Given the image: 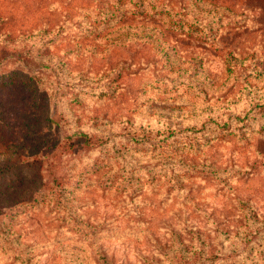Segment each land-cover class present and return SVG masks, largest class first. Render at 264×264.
<instances>
[{"label":"rangeland","instance_id":"obj_1","mask_svg":"<svg viewBox=\"0 0 264 264\" xmlns=\"http://www.w3.org/2000/svg\"><path fill=\"white\" fill-rule=\"evenodd\" d=\"M0 264H264V0H0Z\"/></svg>","mask_w":264,"mask_h":264},{"label":"trees","instance_id":"obj_2","mask_svg":"<svg viewBox=\"0 0 264 264\" xmlns=\"http://www.w3.org/2000/svg\"><path fill=\"white\" fill-rule=\"evenodd\" d=\"M14 81L13 80H7V81H2V83H1V86H3V85H10V84H12ZM31 85L34 87L33 89V91H35V85L33 84V83H31ZM38 190V189H37ZM36 190V191H37ZM33 199V196H32V194L31 195H29V196H27L26 198H23V200L25 201V200H27V201H30V200H32Z\"/></svg>","mask_w":264,"mask_h":264}]
</instances>
